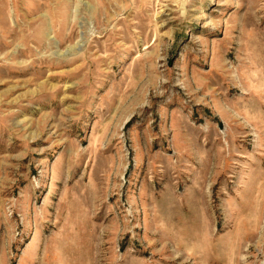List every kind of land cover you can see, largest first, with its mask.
Masks as SVG:
<instances>
[{
  "label": "rangeland",
  "instance_id": "obj_1",
  "mask_svg": "<svg viewBox=\"0 0 264 264\" xmlns=\"http://www.w3.org/2000/svg\"><path fill=\"white\" fill-rule=\"evenodd\" d=\"M0 264H264V0H0Z\"/></svg>",
  "mask_w": 264,
  "mask_h": 264
},
{
  "label": "bare ground",
  "instance_id": "obj_2",
  "mask_svg": "<svg viewBox=\"0 0 264 264\" xmlns=\"http://www.w3.org/2000/svg\"><path fill=\"white\" fill-rule=\"evenodd\" d=\"M40 27H43V24L40 26ZM16 33V32H15ZM49 38V37H48Z\"/></svg>",
  "mask_w": 264,
  "mask_h": 264
}]
</instances>
